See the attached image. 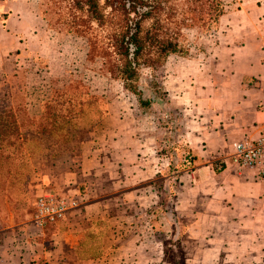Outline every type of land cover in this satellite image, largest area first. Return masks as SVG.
<instances>
[{
    "label": "crops",
    "instance_id": "1",
    "mask_svg": "<svg viewBox=\"0 0 264 264\" xmlns=\"http://www.w3.org/2000/svg\"><path fill=\"white\" fill-rule=\"evenodd\" d=\"M32 7L29 0H0V77L18 65L32 44L31 39L37 37L39 25ZM209 36V49L201 48L199 56L184 58L181 99L190 160L188 167L177 173L179 176L170 173L164 177V184L174 178L178 183L172 212L175 227L169 224L170 239H178L182 247L183 239L190 241L194 247L192 264H264V182L252 171H237L227 162L236 142L253 141L263 131L264 0H236ZM88 150L78 161L76 172L68 171L61 187L47 175L36 176L34 188L49 184L56 193L75 195L80 206L53 224L36 226L30 222L14 226L22 232L16 236L22 249L18 261L94 264L108 254L107 246H98L92 255L95 259L82 260V251L88 234L101 223H108L103 241L108 240L105 236L109 230L112 238L116 232V240H121L124 219L119 217V210L125 212L129 205L125 200L131 196L136 199V193L140 195L144 181L151 191L158 171H136L135 176L128 177V185L132 179L137 181L130 189L118 172L114 177L110 173L111 181L107 182L109 178H103L106 172L102 158L106 162L110 159ZM136 159L135 166L123 167L135 171L143 166L141 162H148L145 158ZM61 165L74 166L68 159H63ZM79 185L84 186L81 192L76 191ZM132 204L135 208L137 200ZM110 207L116 209V217L104 215ZM144 221L136 218L134 225L140 226ZM44 225H50V232L43 230ZM156 231L152 230L154 234Z\"/></svg>",
    "mask_w": 264,
    "mask_h": 264
},
{
    "label": "rangeland",
    "instance_id": "2",
    "mask_svg": "<svg viewBox=\"0 0 264 264\" xmlns=\"http://www.w3.org/2000/svg\"><path fill=\"white\" fill-rule=\"evenodd\" d=\"M29 1L36 13L39 30L35 32L37 37L31 39L32 44L29 45L27 53L22 54L18 65L7 76L0 77V108H14L12 99L16 95L26 116L37 118L43 103L49 99L50 92L62 89L70 81H80L85 92L95 102L93 105L89 104L83 118L78 121L86 131L76 144L77 153L74 151L70 155L55 151L51 153V158L40 159L36 156L39 150L32 148V160H27L25 155L16 156L18 159L15 164L12 160L8 161V167L4 166L0 170V264H27L18 261L22 249L16 236L22 232L14 226L33 223L32 202L40 190L34 188L36 176L47 175L61 187L60 183L68 175V171L76 172L78 161L83 154L88 153V149L99 152L100 157L107 155L110 159L106 162L102 158V168L106 172L103 178H109L110 173L114 177L118 172L126 178L125 186L130 189L133 187L131 184L137 181L132 179L133 183L128 185V177L132 178L140 170L158 171V177L151 191L144 181L140 186L143 187L140 195L136 193L139 199H133L130 195L129 201L125 200L129 204L125 206V212L119 210V217L124 219L121 240H116V232L112 238L109 230V235L105 236L108 240L103 241L108 223L95 225L87 236L88 241L84 243L82 260L95 259L92 255L104 243L108 254L94 264H192L194 247L190 241L183 239L182 247L178 239H170L169 224L175 227V215L172 212L175 208L173 203L177 196L178 183L177 178H174L164 184V177L170 173L179 176L177 173L186 169V163L190 160V150L184 139V99H181L184 93V58L199 56L205 48L209 49L207 41L216 26L207 32L182 27L178 40L183 46L184 43L186 45L185 56L169 55L153 72L139 67L134 84L140 94H133L123 87L120 80L103 70L102 60L97 57V53V56L86 57L85 38L66 34L62 25L54 24L57 16H65L71 5L70 0ZM235 2L236 0H224L225 13L233 8ZM103 3V0L98 1L99 6ZM178 3L181 5L182 1L177 0L176 4ZM71 10L74 9L70 6ZM47 11L51 12L50 16ZM107 12L109 10L105 9L104 13ZM76 14L80 15L82 12L78 11ZM174 15V20H179L180 16ZM43 18L49 20V25ZM83 19L87 20L85 17ZM86 23L88 26H95L94 22ZM83 100L86 102L88 99L84 97ZM199 116L205 118L204 114ZM28 136L29 139L31 134ZM138 149L139 153H136ZM120 154L124 163H121ZM136 157L148 159V162H141L143 166H138L135 171L123 167L124 164L128 167L135 166ZM63 159L70 160L74 166L67 168L61 165ZM19 163L22 166L18 168ZM6 168H9L10 174L4 177L3 171ZM109 181L110 178L107 179ZM102 183L105 184L106 181ZM52 185L55 187L54 183ZM79 187L77 186L76 191L81 192L84 186ZM70 196L79 207L75 195ZM134 200H137L135 208L132 204ZM116 213V209L110 207L108 214L104 215L111 218L116 217ZM136 218L145 221L140 226L134 225ZM152 222L156 224L155 227ZM47 226L50 225H44L43 230L50 232ZM154 228L157 230L155 234L152 232ZM118 244H122L120 249H117ZM181 251L183 255L180 256ZM14 256L17 261L13 259ZM30 263L41 264L36 261Z\"/></svg>",
    "mask_w": 264,
    "mask_h": 264
},
{
    "label": "trees",
    "instance_id": "3",
    "mask_svg": "<svg viewBox=\"0 0 264 264\" xmlns=\"http://www.w3.org/2000/svg\"><path fill=\"white\" fill-rule=\"evenodd\" d=\"M70 1L74 10L69 6L65 16H57L54 24L62 25L66 34L85 38L86 57L98 54L103 70L133 94H140L134 84L139 67L153 72L167 56H185L186 45L178 40L182 27L207 32L225 13L224 0H181V5L177 0H103L102 6L99 0ZM105 9L109 12L104 13ZM78 11L82 14L77 15ZM174 14L180 16L179 20H174ZM43 19L49 25V20ZM86 21L95 26H88ZM12 100L14 108H0V170L10 164L8 161L15 164L16 156L32 160V148L39 150L36 156L40 159L51 158L55 151L77 153L76 144L86 131L78 121L95 102L80 81L52 90L37 118L26 116L18 96ZM3 172L4 177L10 174L9 168Z\"/></svg>",
    "mask_w": 264,
    "mask_h": 264
},
{
    "label": "built area",
    "instance_id": "4",
    "mask_svg": "<svg viewBox=\"0 0 264 264\" xmlns=\"http://www.w3.org/2000/svg\"><path fill=\"white\" fill-rule=\"evenodd\" d=\"M227 162L237 171H252L259 181L264 182V125L262 133L253 141L236 142ZM77 208L78 203L72 196L56 193L46 184L33 198L32 221L36 226L53 224Z\"/></svg>",
    "mask_w": 264,
    "mask_h": 264
}]
</instances>
